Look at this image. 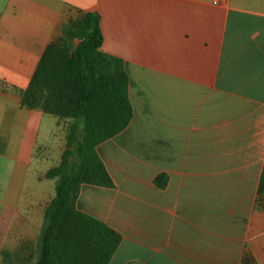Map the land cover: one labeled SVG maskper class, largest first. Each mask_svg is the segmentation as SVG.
Wrapping results in <instances>:
<instances>
[{
	"label": "crops",
	"instance_id": "0c3cea01",
	"mask_svg": "<svg viewBox=\"0 0 264 264\" xmlns=\"http://www.w3.org/2000/svg\"><path fill=\"white\" fill-rule=\"evenodd\" d=\"M67 7L128 75L132 118L96 147L112 185L75 200L120 234L108 264H264V0H0V263L39 257L47 114L20 95Z\"/></svg>",
	"mask_w": 264,
	"mask_h": 264
},
{
	"label": "trees",
	"instance_id": "16d2710c",
	"mask_svg": "<svg viewBox=\"0 0 264 264\" xmlns=\"http://www.w3.org/2000/svg\"><path fill=\"white\" fill-rule=\"evenodd\" d=\"M99 21L96 12L67 7L20 95L21 107L65 119L60 164L44 174L59 178L44 209L41 249L33 264H108L121 239L117 231L75 207L80 184L112 185L96 147L132 118L124 62L101 50ZM162 178L155 179L159 186ZM258 193H264V171ZM4 256L9 262L3 264H16L10 254Z\"/></svg>",
	"mask_w": 264,
	"mask_h": 264
},
{
	"label": "rangeland",
	"instance_id": "374dc122",
	"mask_svg": "<svg viewBox=\"0 0 264 264\" xmlns=\"http://www.w3.org/2000/svg\"><path fill=\"white\" fill-rule=\"evenodd\" d=\"M63 124H65V119L52 114L45 116L37 142L38 153L34 157L29 177L36 172H47L60 164L61 155L66 147V133ZM37 161L39 162L38 164ZM29 177L27 183H30L29 180L31 178L29 179ZM58 178L57 176L44 178L39 184V188L42 191L41 195L44 197H47L49 193L54 195V188L58 183Z\"/></svg>",
	"mask_w": 264,
	"mask_h": 264
},
{
	"label": "built area",
	"instance_id": "2783aa9c",
	"mask_svg": "<svg viewBox=\"0 0 264 264\" xmlns=\"http://www.w3.org/2000/svg\"><path fill=\"white\" fill-rule=\"evenodd\" d=\"M219 1H221V0H213V3L216 4V3H218Z\"/></svg>",
	"mask_w": 264,
	"mask_h": 264
}]
</instances>
